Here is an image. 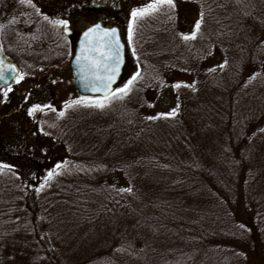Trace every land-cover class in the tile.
<instances>
[{
  "label": "trees",
  "instance_id": "obj_1",
  "mask_svg": "<svg viewBox=\"0 0 264 264\" xmlns=\"http://www.w3.org/2000/svg\"><path fill=\"white\" fill-rule=\"evenodd\" d=\"M136 1L129 9V62L118 87L139 73L131 91L103 109L87 112L83 103L62 108L67 120L59 125H67V156L51 179L41 181L46 196L39 202L31 190L12 186L6 191L8 176L0 170V264H58L47 238L58 229L55 225L66 226L70 235L87 230L83 239L88 244L70 264H238L235 252L243 247L239 236L255 230L264 244V186L259 183L263 153L251 137L258 124L252 114L259 111L255 106H264V95L246 75L264 51L259 48L264 0H172L171 6L159 4L134 20L133 9L156 3ZM179 6L188 7L189 15L198 13L187 33L177 30ZM197 21L195 38L183 39L196 31ZM32 26V45L24 46L28 68L63 62V55L54 51L55 40L63 39L59 26L45 19ZM5 27L1 41L16 40V27ZM218 43L225 87L211 79L203 89L182 93L193 102L191 126L170 113L163 116L156 93L170 86L182 89L175 87H184L181 80L176 83V73L191 76L186 69L195 64L196 70ZM114 171L124 180L109 181ZM241 199L251 213L249 223L237 216ZM260 255L258 264H264V250Z\"/></svg>",
  "mask_w": 264,
  "mask_h": 264
},
{
  "label": "rangeland",
  "instance_id": "obj_2",
  "mask_svg": "<svg viewBox=\"0 0 264 264\" xmlns=\"http://www.w3.org/2000/svg\"><path fill=\"white\" fill-rule=\"evenodd\" d=\"M105 4L110 9H94L87 8L88 4ZM32 4L35 7L30 6L27 3H20V0H0V31L1 29L7 34L6 25H14L17 30L16 40H4L3 44L9 47L10 53L17 57L22 66L20 75L13 81L9 88L3 89L0 87V165H10V169L2 168L7 176L5 190H11L14 186L18 189L31 190L33 192V200L39 202L43 196L45 190L43 182L49 172H54L57 169V165L64 163L67 151L66 145L63 143V138L67 125H59V122L65 123L67 120V113L63 116L60 115L62 108L66 106V103H71L81 99L76 93V89L73 85V77L71 75L68 61L70 59V48L68 54V39L63 36L62 40L56 39V51L55 54L63 55V62H58L55 66L39 65L28 68L27 61L25 59L26 50L29 45H32V32H29V25L33 28L32 24H37L40 21H44L43 16H52L56 19H65L68 22L73 16L80 15L87 17L94 16H109L111 20L117 23L124 31V36L127 35L128 25L130 24L129 9L137 4L136 0H32ZM39 9V12H37ZM109 10H111L109 12ZM114 11V13L112 12ZM178 21L176 23L177 30L182 33H187L191 29V25L198 17V13L194 11L189 15V8L179 6L177 9ZM240 19V16H239ZM192 20V21H190ZM235 27L237 25L235 24ZM76 29V27H75ZM60 30V28H59ZM263 40L259 48H264V25L261 30ZM222 47L221 43L215 46L212 50V55L209 58H204L199 62L197 69L193 70L195 64H192L186 70H190V75H183L176 73L179 77H176L179 82H183L178 88H182L178 91L173 89L172 86L164 88L160 93H156L155 97L158 98L157 110L164 116L169 114L173 109H176L175 114L172 116L177 122L192 125L191 107L193 102L189 99H184L182 96L185 90L188 88H200L205 87V82H210L211 79L217 82L218 87L224 88L226 85L225 68L221 67L224 55L218 48ZM66 48V50L64 49ZM262 51V50H260ZM210 53V54H211ZM209 54V55H210ZM229 55V52H226ZM259 58V62L256 66H252L251 70L246 74L251 76V80L255 81L256 89L260 88L264 95V51L256 55ZM20 66V67H21ZM41 68V70H39ZM185 76V77H184ZM189 76V77H188ZM225 76V78H223ZM122 81L121 83H123ZM124 84V83H123ZM187 84V85H186ZM253 82H251L252 86ZM207 86V85H206ZM175 88V87H174ZM6 94V95H5ZM182 96V97H181ZM255 97V96H254ZM202 98V97H200ZM254 100L258 101L257 97ZM259 102V101H258ZM262 103L263 100H260ZM257 104V102H255ZM259 104V103H258ZM33 105H40L41 109L36 110L33 115L28 114V110ZM81 104L77 105L80 106ZM253 105V104H252ZM50 106V107H45ZM75 107V106H71ZM70 107V110H71ZM84 111L90 112L92 107L82 105ZM74 109V108H73ZM77 109V107H76ZM259 110L254 112L253 121H257V126L252 130V139L257 138L255 141L260 143L255 148L262 150L263 156L259 164L260 178L259 183L264 186V106L262 109L256 107ZM256 111V110H255ZM162 116V117H163ZM60 120V121H59ZM202 136H200L201 139ZM262 140V142H261ZM222 144L225 142L222 140ZM224 147V146H223ZM250 147L249 145L247 146ZM238 149L239 147H235ZM247 149V148H246ZM13 176L14 179L12 177ZM122 180L121 174L118 171H114L108 178L109 181L114 178ZM18 180V181H16ZM124 180V179H123ZM38 182H41L38 184ZM41 187V188H40ZM38 188V189H37ZM15 188L12 189V191ZM43 190V191H42ZM38 192V193H36ZM19 200H22V196ZM50 196H48L49 198ZM236 212L237 216L241 217V220L237 219L241 223H249L251 213L248 210V205L245 204V200L241 199L238 204ZM240 223V224H241ZM254 224V223H253ZM55 225V224H54ZM60 227V228H59ZM53 228L57 230L49 231L47 234L48 241L55 251V260L58 264H70L76 262L74 256L79 252V249L87 246V242L83 239V234L87 231L81 232L75 231V235L68 234L69 228L66 226L55 225ZM244 236V237H243ZM237 238L238 245L243 246L241 250L236 251V257L240 258L238 264H258L262 256L260 252L264 250V247H260L256 244V240L261 242L260 245H264L261 241V235L256 234L255 230L253 234H245ZM97 240V236L94 237ZM105 238V237H104ZM243 238V239H242ZM93 239V238H92ZM91 239V241H92ZM92 241V242H93ZM87 243V244H86ZM242 251V252H241ZM257 254V255H256ZM256 255V257H255ZM79 263V262H78ZM76 263V264H78Z\"/></svg>",
  "mask_w": 264,
  "mask_h": 264
},
{
  "label": "snow or ice",
  "instance_id": "obj_3",
  "mask_svg": "<svg viewBox=\"0 0 264 264\" xmlns=\"http://www.w3.org/2000/svg\"><path fill=\"white\" fill-rule=\"evenodd\" d=\"M20 3H27L32 7V0H20ZM167 3L172 5V0H156V3H150L143 8H137L132 10V17L135 20L138 17H143L146 14L154 12L157 10L159 4ZM39 12V9H37ZM45 20H48L50 24L54 26H63V31L67 32L69 22L65 19H53L49 20V17L44 16ZM2 27V26H0ZM196 31L191 35H184L183 39L189 40L196 36V32L200 29V21H197L195 25ZM132 35V24H129V40H131ZM119 38L116 33V29H102L99 24H95L89 27L87 31L84 32V39L81 41V54L76 57L77 63L80 64V71L82 76L85 73L90 74L89 85L95 91H100L101 89L105 92L103 98H96L91 100H85L81 98L71 103H66V107H71L73 105L84 104L88 107H97L103 109L106 103L114 99H122L124 96L131 91V85L137 79L139 73L133 76L131 80L126 83L123 88H117L115 92L110 91V85L115 78L116 73L119 70L120 56H119ZM221 67H223L221 65ZM84 78H88L84 76ZM97 84L99 87H97ZM175 87H180L179 84ZM116 93L120 95L117 96ZM6 95V94H5ZM50 107V106H45ZM41 109L40 105H33L32 108L28 110V114L31 116L36 110ZM176 109H173L169 115H174ZM61 116L64 115L63 112L60 113ZM155 117H149V119H154ZM8 167L6 165H0V170L2 168ZM60 165H57L59 168ZM53 176L52 172H49L47 179H51ZM43 187V186H42Z\"/></svg>",
  "mask_w": 264,
  "mask_h": 264
},
{
  "label": "water",
  "instance_id": "obj_4",
  "mask_svg": "<svg viewBox=\"0 0 264 264\" xmlns=\"http://www.w3.org/2000/svg\"><path fill=\"white\" fill-rule=\"evenodd\" d=\"M90 7L102 8L106 6L101 4H92L90 5ZM95 24H99L102 29H116V33L119 38V44H120L119 47L120 63H119V70L116 73L115 78L110 85V91L119 82L122 73L127 65L126 46L120 28L117 25L108 23V18L96 19L90 21L76 34L72 48L73 54L69 61V67L73 76L74 86L80 94L104 97L105 92L102 89L100 91H95L89 85V79L91 78L90 74L88 73L84 74V76H87L88 78H84V76H82V73L80 71V64H78L76 60V57L81 54V41L84 39V32L87 31L89 27H92ZM68 29L69 30L67 32L65 31L63 32L67 35H71L72 29L70 27H68ZM18 74H19L18 67L13 62H11L0 49V85H2L3 87H8L11 81L13 80V78L16 77ZM97 87H99L98 84Z\"/></svg>",
  "mask_w": 264,
  "mask_h": 264
},
{
  "label": "flooded vegetation",
  "instance_id": "obj_5",
  "mask_svg": "<svg viewBox=\"0 0 264 264\" xmlns=\"http://www.w3.org/2000/svg\"><path fill=\"white\" fill-rule=\"evenodd\" d=\"M95 17H99V16H94V17H87V16H81V14L79 16H77L75 19H71L72 21L70 22V26L74 29L76 26L79 27V29L81 28V26H83V22L88 21L90 19H93Z\"/></svg>",
  "mask_w": 264,
  "mask_h": 264
}]
</instances>
